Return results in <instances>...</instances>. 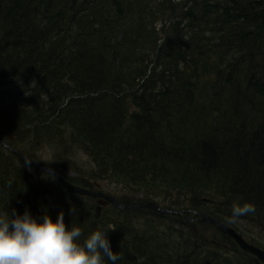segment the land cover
<instances>
[{
  "label": "trees",
  "instance_id": "1",
  "mask_svg": "<svg viewBox=\"0 0 264 264\" xmlns=\"http://www.w3.org/2000/svg\"><path fill=\"white\" fill-rule=\"evenodd\" d=\"M0 137L121 205L264 232V0H0ZM26 208L63 209L81 242L108 233L116 264H258L211 225L100 207L0 145V213Z\"/></svg>",
  "mask_w": 264,
  "mask_h": 264
},
{
  "label": "clouds",
  "instance_id": "2",
  "mask_svg": "<svg viewBox=\"0 0 264 264\" xmlns=\"http://www.w3.org/2000/svg\"><path fill=\"white\" fill-rule=\"evenodd\" d=\"M249 210L234 205L233 215ZM81 236L80 226L66 224L63 209L55 218L46 211L34 216L28 208L22 214L15 209L8 215L0 213V264H116L120 259L108 233L93 230L82 242Z\"/></svg>",
  "mask_w": 264,
  "mask_h": 264
},
{
  "label": "water",
  "instance_id": "3",
  "mask_svg": "<svg viewBox=\"0 0 264 264\" xmlns=\"http://www.w3.org/2000/svg\"><path fill=\"white\" fill-rule=\"evenodd\" d=\"M0 144L4 148H6L8 151L13 153L16 157H18L25 165H28V164H26V161H31L30 165H28V166L31 167L32 169H34L36 171H39V172H44V173H47V174L54 173L53 177H55L57 179V181L59 182V184L61 185V187L64 190L68 191V192H71V193H74V194H78V195H81V196H89V197H93V198H103L107 203H110V204L114 205L115 208L118 209V210L128 211V210H134L136 208H151V209H154L155 211L162 212V213H172L170 211L169 212L163 211V210L159 209L158 207L154 206L153 204H146V205H141L140 204V205H134V206H130V207H123V206L119 205L118 202L116 200H114L113 198H111V197H105L103 195L94 194V193H91V192H88V191H85V190H82V189H79L77 187L72 186L71 184H69L67 181H65L61 176H59L55 172L51 171V173H50L49 172L50 169H48L46 167H43L42 165H40L37 162L33 161L32 159H30L26 155L22 154L21 152L13 150L10 147L6 146L3 143L1 137H0ZM105 204H106L105 202H102V205H105ZM202 217L206 218L209 221H211L212 223H214L222 232H224L226 234L228 233V232H226L224 230V228L221 227L222 226L221 223H219V222H217L215 220H211V219H209L207 217H204V216H202ZM228 234L231 236L230 233H228ZM239 238L235 237V239L237 240L236 241L237 244L242 249L251 252L252 254L258 256L259 258H261L264 261V256H263V254L260 251H258L257 249H255L253 247L245 245L244 242L242 241V239L241 238L239 239Z\"/></svg>",
  "mask_w": 264,
  "mask_h": 264
},
{
  "label": "rangeland",
  "instance_id": "4",
  "mask_svg": "<svg viewBox=\"0 0 264 264\" xmlns=\"http://www.w3.org/2000/svg\"><path fill=\"white\" fill-rule=\"evenodd\" d=\"M71 175H73L72 173H70ZM114 185L117 187H114ZM107 187V189H106V191H109V192H112L113 193V190H115V193H122V189L119 187V186H117L115 183H113V184H110L109 186H107V185H105V186H103V188H106ZM117 193V194H118ZM202 221H204V222H207V223H209V224H211V225H214L215 227H216V225L214 224V223H212L211 221H209L208 219H206V218H202ZM222 228H224V230L226 231V232H228V233H230L231 234V236L227 233V235L229 236V237H231V239H233L235 242L237 241L236 239H235V237H237V238H241L242 239V241L244 242V244L245 245H247V246H249L245 241H244V239L241 237V235H239V234H237V233H235L233 230H231V229H229L228 227H226L225 225H222L221 226ZM239 228L241 229L240 230V232L243 234V235H245L246 237H247V239H255V240H264V232L261 230V229H259V228H256V227H252V226H250V225H248L246 222H239ZM232 231V232H231ZM239 236V237H238ZM239 238V239H240ZM263 256H264V254H263ZM264 262V261H263Z\"/></svg>",
  "mask_w": 264,
  "mask_h": 264
},
{
  "label": "bare ground",
  "instance_id": "5",
  "mask_svg": "<svg viewBox=\"0 0 264 264\" xmlns=\"http://www.w3.org/2000/svg\"><path fill=\"white\" fill-rule=\"evenodd\" d=\"M150 31H152V29H147L146 31H143V30H141V35L142 36H145L146 34H148V33H150ZM245 31H247V32H252L253 30H251V29H245ZM259 127H261V124H259V126L257 125V129L259 128ZM174 137L176 138V135L174 134ZM170 138H172V136L170 135ZM170 149H172V148H170Z\"/></svg>",
  "mask_w": 264,
  "mask_h": 264
}]
</instances>
